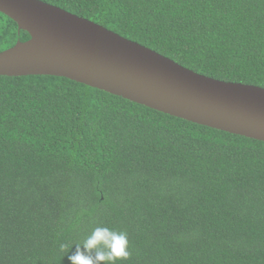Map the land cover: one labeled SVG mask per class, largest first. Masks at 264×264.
<instances>
[{"label": "trees", "instance_id": "16d2710c", "mask_svg": "<svg viewBox=\"0 0 264 264\" xmlns=\"http://www.w3.org/2000/svg\"><path fill=\"white\" fill-rule=\"evenodd\" d=\"M212 78L264 87V0H42ZM30 38L0 12V51ZM264 264V141L65 77L0 75V264Z\"/></svg>", "mask_w": 264, "mask_h": 264}, {"label": "water", "instance_id": "95a60500", "mask_svg": "<svg viewBox=\"0 0 264 264\" xmlns=\"http://www.w3.org/2000/svg\"><path fill=\"white\" fill-rule=\"evenodd\" d=\"M0 12L30 35L0 51L2 76L65 77L195 124L264 141V87L198 73L42 0H0ZM34 32L46 42H33Z\"/></svg>", "mask_w": 264, "mask_h": 264}, {"label": "clouds", "instance_id": "9594fccd", "mask_svg": "<svg viewBox=\"0 0 264 264\" xmlns=\"http://www.w3.org/2000/svg\"><path fill=\"white\" fill-rule=\"evenodd\" d=\"M75 251L67 256L70 264H116L130 256L127 233L108 227H95L79 243H61V251Z\"/></svg>", "mask_w": 264, "mask_h": 264}, {"label": "bare ground", "instance_id": "6f19581e", "mask_svg": "<svg viewBox=\"0 0 264 264\" xmlns=\"http://www.w3.org/2000/svg\"><path fill=\"white\" fill-rule=\"evenodd\" d=\"M32 41L37 43H45L46 39L40 33L34 32L32 33Z\"/></svg>", "mask_w": 264, "mask_h": 264}]
</instances>
